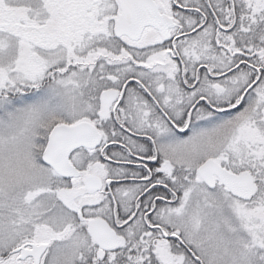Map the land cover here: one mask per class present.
I'll list each match as a JSON object with an SVG mask.
<instances>
[{
    "label": "snow or ice",
    "instance_id": "obj_1",
    "mask_svg": "<svg viewBox=\"0 0 264 264\" xmlns=\"http://www.w3.org/2000/svg\"><path fill=\"white\" fill-rule=\"evenodd\" d=\"M0 264H264V0H0Z\"/></svg>",
    "mask_w": 264,
    "mask_h": 264
}]
</instances>
